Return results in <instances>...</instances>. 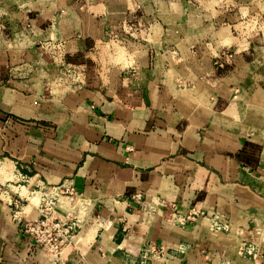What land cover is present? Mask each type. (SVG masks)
I'll return each mask as SVG.
<instances>
[{"label": "crops", "instance_id": "0c3cea01", "mask_svg": "<svg viewBox=\"0 0 264 264\" xmlns=\"http://www.w3.org/2000/svg\"><path fill=\"white\" fill-rule=\"evenodd\" d=\"M262 3L0 0V264L53 187L60 264H264Z\"/></svg>", "mask_w": 264, "mask_h": 264}, {"label": "built area", "instance_id": "2783aa9c", "mask_svg": "<svg viewBox=\"0 0 264 264\" xmlns=\"http://www.w3.org/2000/svg\"><path fill=\"white\" fill-rule=\"evenodd\" d=\"M39 49L50 57V59L61 66L57 78L59 84L79 83V74L65 63V44L63 42L46 40L39 44ZM8 168H16V163L9 162ZM0 182V193L2 191ZM74 194L72 187H53L49 195L43 196L42 203L38 208L37 218L25 223L24 232L30 235L41 251L50 258L53 264H60L63 261L65 252L74 246L76 227L67 220L50 219L57 200L71 197Z\"/></svg>", "mask_w": 264, "mask_h": 264}, {"label": "bare ground", "instance_id": "6f19581e", "mask_svg": "<svg viewBox=\"0 0 264 264\" xmlns=\"http://www.w3.org/2000/svg\"><path fill=\"white\" fill-rule=\"evenodd\" d=\"M117 54H118V56H119V55H120V51H119ZM1 170H3V169H1ZM3 171H4V170H3ZM3 171H2V172H3ZM0 172H1V171H0ZM2 172H1V173H2ZM3 174H4V173H3ZM7 174H8V173H7ZM7 174H6V175H7Z\"/></svg>", "mask_w": 264, "mask_h": 264}, {"label": "rangeland", "instance_id": "374dc122", "mask_svg": "<svg viewBox=\"0 0 264 264\" xmlns=\"http://www.w3.org/2000/svg\"><path fill=\"white\" fill-rule=\"evenodd\" d=\"M263 4V3H262ZM264 5V4H263ZM119 52V50L117 51V53ZM118 55V54H117Z\"/></svg>", "mask_w": 264, "mask_h": 264}]
</instances>
